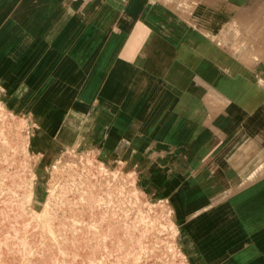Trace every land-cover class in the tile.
I'll return each instance as SVG.
<instances>
[{
  "label": "crops",
  "instance_id": "crops-1",
  "mask_svg": "<svg viewBox=\"0 0 264 264\" xmlns=\"http://www.w3.org/2000/svg\"><path fill=\"white\" fill-rule=\"evenodd\" d=\"M83 2L0 0V101L27 110L29 138L43 159L58 144L67 150L86 138L100 157L108 152L151 176L161 199L174 202L189 264H264V179L186 218L189 203L204 200L207 190H227L264 162V145L238 119L264 108V96L248 103L264 92L255 70L238 60L247 45L235 41L248 31L236 20L239 10L252 16L264 0L192 7L105 0L97 10L92 0L90 22L78 15ZM208 89L216 99L233 97L225 108L209 106ZM222 174L227 184L206 188L210 175Z\"/></svg>",
  "mask_w": 264,
  "mask_h": 264
},
{
  "label": "rangeland",
  "instance_id": "rangeland-1",
  "mask_svg": "<svg viewBox=\"0 0 264 264\" xmlns=\"http://www.w3.org/2000/svg\"><path fill=\"white\" fill-rule=\"evenodd\" d=\"M259 7L260 12L264 11V2H261ZM259 30L261 34L256 38V42L262 43L260 55L263 56L264 28ZM260 55L258 54L257 58ZM249 59L254 60V56ZM6 108V111L0 110L3 114L0 116V146L4 144L5 139L12 145L22 141L26 153L16 152L13 148L8 153L10 159L3 160L0 152V264H173L170 262L173 258L165 253L162 241V238H167L166 218L170 217L159 218L165 222L164 229L157 222L151 224L140 220L142 216L148 215L144 220L150 219V206L153 208V204L149 203H155L164 195L156 184L150 183L151 176L133 173L123 162H114L108 152L104 157H100L98 151L89 150L87 158L95 160L98 157L105 165V171L96 172L87 179L84 178L87 174L82 172L80 166L74 165L80 174L75 175V184L69 188L65 187V171L60 175L52 168L58 159L66 161L72 158L65 145L58 144L43 159L40 151L37 152L32 147L30 129L18 128L16 124L19 116L26 114L27 110L13 111L7 105ZM84 139L86 138H82L81 142L74 141L70 144L71 147L77 152L83 151L91 144ZM104 147L105 145L98 148L102 150ZM87 166L93 169L94 164L88 161ZM56 174V179H53ZM49 186L55 187L54 193L59 198L58 202L50 201L54 214L51 217L43 211ZM29 208L36 212L32 214ZM48 219L54 227L53 235L49 234L44 226ZM24 220L29 223L25 225ZM181 230L187 240L185 227L181 226ZM23 238L28 243L25 247L22 246ZM183 241L180 239V242ZM188 244L190 245L188 241H184L183 249L190 258L192 251L189 252ZM92 252L99 256V262L90 261ZM185 261L189 264V260Z\"/></svg>",
  "mask_w": 264,
  "mask_h": 264
},
{
  "label": "bare ground",
  "instance_id": "bare-ground-1",
  "mask_svg": "<svg viewBox=\"0 0 264 264\" xmlns=\"http://www.w3.org/2000/svg\"><path fill=\"white\" fill-rule=\"evenodd\" d=\"M92 0H84L83 4L80 6V10L78 11V15L80 17V19L86 20V22H90L91 18L93 16V13L101 6L105 5V0H99V2L96 5V10L95 11H89V5L91 3ZM128 2V0H125ZM149 1H153V0H149ZM156 1V0H154ZM163 3H168L169 4H173L176 6H183L184 7H192L194 5H196L197 2L202 1V0H193L191 2V0H160ZM206 2H208V0H204ZM215 1L217 3H222L225 0H212ZM228 1V0H227ZM68 2H70V0H68ZM71 2L73 3L74 0H71ZM261 3V2H259ZM116 5V4H115ZM227 5V4H225ZM21 6V5H20ZM114 6V5H113ZM166 6V5H165ZM231 6V5H230ZM260 6V4H259ZM123 7V6H122ZM204 7V6H203ZM237 7V6H236ZM111 8V7H110ZM263 8V7H262ZM247 10V9H246ZM245 10V11H246ZM121 11V10H120ZM244 10H239V14L236 16V20L239 23L242 22L241 24H243V26H247V30L246 32H242L243 34H240V32H237V38L235 39L237 44H246L247 48L246 50H244L243 53H241L238 56V60H240V62H242L244 65L248 66L249 68H252L255 70V78H254V83L259 86L260 91L264 92V50H263V56L260 55V53L262 52L261 45L262 43L256 42V38L260 36V30L264 28V11L260 12L255 11L253 12L254 14L248 15L246 14ZM203 12V11H202ZM248 13V12H247ZM259 13H262V15H259ZM182 14V13H181ZM250 14H252L250 12ZM120 15V14H119ZM179 15V14H178ZM184 15V14H183ZM187 15V14H186ZM203 15V14H202ZM182 17V15H181ZM187 17V16H186ZM200 17V16H199ZM98 19V18H97ZM106 19V18H105ZM182 19V18H180ZM179 19V20H180ZM189 19V18H188ZM191 20V19H190ZM96 21V20H95ZM183 21V20H182ZM122 22V21H121ZM146 22V21H145ZM149 22V21H148ZM169 22V21H168ZM260 22V23H259ZM94 23V22H93ZM92 23V24H93ZM240 24V23H239ZM262 24V25H261ZM114 25V24H113ZM183 25V24H182ZM223 25V24H222ZM96 26V25H95ZM244 26V27H245ZM117 27V26H116ZM115 26H113L112 29L116 28ZM183 27V26H182ZM197 27V26H196ZM245 28V30H246ZM129 29V28H128ZM183 29V28H182ZM201 29V28H200ZM103 30V29H102ZM116 30V29H115ZM174 31V30H173ZM199 31V29H198ZM201 31V30H200ZM207 31V30H206ZM244 31V30H243ZM202 32V31H201ZM159 33V32H158ZM204 33V32H203ZM170 34V33H169ZM176 34V33H175ZM191 34V33H190ZM177 36V35H176ZM194 36V35H193ZM192 36V37H193ZM207 36V35H206ZM79 37V36H78ZM209 37V35H208ZM180 38V37H179ZM191 39V38H190ZM189 40V39H188ZM193 40V39H192ZM216 39H213V41ZM201 41V40H200ZM233 42V41H232ZM203 43V42H202ZM204 45V44H203ZM216 45V44H215ZM205 46V45H204ZM213 47V46H212ZM205 48V47H204ZM263 49V48H262ZM261 50V52H260ZM203 51V50H202ZM211 51V50H210ZM215 52V51H214ZM227 54V53H226ZM258 54L260 55L258 58ZM254 56V60L249 59V57ZM204 58V57H203ZM12 59V58H11ZM205 61V60H204ZM220 61V60H219ZM9 62V61H8ZM207 62V61H206ZM12 63V62H11ZM205 63V62H204ZM209 64V62H207ZM211 64V63H210ZM219 65V64H218ZM9 66V65H7ZM114 66H117V63H114ZM6 68V67H5ZM209 68V67H208ZM214 68V67H213ZM224 68V67H222ZM233 68V67H232ZM197 69V68H196ZM237 69V68H236ZM2 70V69H1ZM209 70V69H206ZM216 70V69H215ZM214 70V71H215ZM230 70V69H229ZM4 71V69H3ZM204 71V70H202ZM210 71V70H209ZM222 71V70H221ZM207 72V71H206ZM216 72V71H215ZM214 72V73H215ZM226 72V71H225ZM252 72V71H251ZM1 73V72H0ZM201 73V72H200ZM212 73V74H214ZM249 73V72H248ZM4 74V73H3ZM245 74V73H244ZM207 75V74H206ZM247 75V74H246ZM225 76V75H224ZM223 76V77H224ZM240 76V75H239ZM252 76V75H251ZM229 77V76H228ZM245 77V76H244ZM113 77H110L108 80L104 79V82L102 84V90L105 91V88L109 89L111 87V85L113 84ZM204 78V77H203ZM237 78V77H236ZM211 79V78H209ZM197 80V79H196ZM228 80V79H227ZM231 80V78H230ZM235 80V78H234ZM224 81V80H223ZM236 82V81H235ZM200 83V82H199ZM224 83V82H223ZM227 83V82H226ZM245 83H247L245 81ZM243 83V84H245ZM163 84V83H162ZM249 84V83H247ZM218 85V84H217ZM230 85V84H229ZM233 85V84H232ZM224 86V85H223ZM239 86V85H238ZM217 87V86H216ZM220 87V86H219ZM254 87V86H252ZM100 88V87H99ZM231 88V87H230ZM238 87H236L237 89ZM242 88H244V86H242ZM228 89V88H227ZM209 90V89H208ZM221 90V88H220ZM213 90H209L208 94L206 95V103L210 106V104H218L219 107L225 108L227 106V104L230 101V98L233 96H218L216 99L215 95L213 92ZM225 91V90H224ZM254 91V90H253ZM235 92V91H234ZM230 94V93H229ZM249 94V93H248ZM256 94V96L254 97V95ZM252 95L251 100L248 101L249 104H253L256 103L258 100H260V98H262V96H264V93H255ZM250 95V94H249ZM155 97V96H154ZM249 97V96H248ZM156 98V97H155ZM220 98V99H219ZM241 100V99H240ZM244 109V108H243ZM0 110H7L6 106L3 104V102L0 101ZM222 111H224L222 109ZM221 111V112H222ZM217 113V112H216ZM224 113H226L224 111ZM239 113V112H238ZM215 113H212V115ZM222 114V113H221ZM3 114L0 111V116H2ZM224 115V114H223ZM212 117V116H211ZM222 117V116H221ZM224 118V117H223ZM217 119V118H216ZM227 119V118H226ZM240 121V124L242 125L243 129L245 131H247L248 133H250L251 136H253V138H259V141L261 144L264 145V108L261 107H257L255 108L253 111H250L249 113H245L242 115L241 118H238ZM219 121V120H218ZM17 127H33L34 122L31 123L29 121V116L26 114L20 115L19 119L17 121ZM13 129V128H12ZM8 132V131H7ZM257 134H260V136L258 137ZM11 135V134H10ZM2 138V137H1ZM21 138V137H20ZM14 140V139H13ZM239 145V144H238ZM257 143L255 142L254 146L255 148L257 147ZM15 148L16 152L22 151L24 153H26V147L25 145L22 143V141H18L15 145L10 144L9 141H7L6 139L4 140V144L2 146H0V152L2 153L1 159H6L9 157V150ZM13 151V150H12ZM67 151L72 155V158L66 161H60L59 159L53 163L52 168L54 169V171L58 174V172L62 173V171L64 170L65 173L67 174L65 177V182H66V186L65 187H70L71 185L75 184V175L80 174V172H78V170L76 169L75 166H80V168L82 169V172H84V174H87V176H85L84 178L89 179V176L94 175L96 172L100 173L105 171V165L102 164V160H100L98 157H96V159H90L89 157L87 158L89 153V149L85 148L83 149V151L81 152H77L76 150L73 149V147H69L67 149ZM64 155V154H63ZM97 155V154H96ZM98 156V155H97ZM71 157V156H70ZM77 157V159L75 158ZM10 159V158H8ZM62 159V157H61ZM114 162L118 161L119 162V158L117 156H113L111 158ZM27 161V160H26ZM88 161H90L91 163L94 164L93 169L89 168V166H87ZM20 163V162H19ZM13 167V166H12ZM13 169V168H12ZM25 171V170H24ZM107 171V170H106ZM29 172V171H28ZM32 172V171H31ZM56 175H53V179H56L57 177ZM132 174V173H131ZM130 174V175H131ZM221 174V173H220ZM135 175V174H134ZM217 175V174H216ZM223 175V174H222ZM118 176V175H117ZM35 177V176H34ZM97 177V176H96ZM91 178V177H90ZM86 179V180H87ZM111 179V178H110ZM264 179V162H261L258 165V168L255 170V172L251 175H247V176H243L239 181H234V184L232 186H230L227 190H223L220 192H214L213 190H207V197L204 200H200V201H193L192 203H189L190 205L188 206V214H186V218L190 217L191 215H194L198 212H200L201 210L210 207L211 205H214L216 202L224 199L227 200L230 196L234 195L235 193L240 192L241 190H243L244 188L256 184L259 180ZM59 180V178H58ZM79 180V178H78ZM25 181V180H24ZM80 181V180H79ZM115 182V181H114ZM229 182V177L228 176H215V175H210L208 180H207V184H206V188H211L215 185H219V186H224L225 184H227ZM16 183H18L16 181ZM79 183V182H78ZM117 183V182H116ZM27 184V183H25ZM109 184V183H108ZM115 184V183H114ZM24 185V183L22 184ZM96 185V184H95ZM97 186V185H96ZM58 187V185H57ZM124 187V186H123ZM54 186H49V194L47 196V201L44 203L43 205V211L46 212L47 214H49L51 217L53 214V208L50 205V201H54V202H58L59 198L57 197V195L54 193ZM59 188V187H58ZM93 188V187H92ZM102 188V187H101ZM2 189V185L0 184V190ZM79 189V188H78ZM128 189V188H127ZM68 190V189H67ZM75 190V189H74ZM98 190V189H97ZM112 190V189H111ZM135 190V189H134ZM80 191V190H79ZM103 191V190H102ZM113 191V190H112ZM119 191V190H118ZM128 191V190H127ZM75 192V191H74ZM68 193V192H67ZM95 193V192H94ZM119 193V192H118ZM180 193V192H179ZM181 194V193H180ZM101 195V194H100ZM112 195V194H111ZM130 195V194H129ZM149 195V194H148ZM76 196V195H75ZM78 196V195H77ZM28 197V195L26 196ZM103 197V196H102ZM127 197V196H126ZM61 199V198H60ZM79 199V198H78ZM98 199V198H97ZM102 199V198H101ZM128 199L130 200V198L128 197ZM127 199V200H128ZM74 200V199H73ZM72 200V201H73ZM81 201V200H79ZM110 201V200H109ZM125 201V200H123ZM135 201V200H134ZM85 202V201H84ZM95 202V201H94ZM108 202V201H107ZM132 202V201H131ZM86 203V202H85ZM116 203V202H115ZM120 203V202H119ZM59 204V203H58ZM84 204V203H83ZM82 204V205H83ZM96 204V203H95ZM121 204V203H120ZM149 204H153V208L150 206L152 213L150 214V219L149 220H144L146 217L148 216H142L140 218V220L143 222H148V223H153L156 224V222L160 225H162L161 227L163 228V226H165V222L163 223L162 221L159 220V218L161 217H167L169 216L170 218H166V229L168 231L167 233V238L163 239L162 241L164 242V248L166 249L165 253L168 254L170 257L173 258V264H186V259L188 260L187 256L184 254V252L182 251V249L179 247L178 245V241H177V235H178V225H179V219L175 218L176 216V208L174 205V202L172 201V199L169 198H163V199H159L157 200L155 203H149ZM126 205V204H125ZM133 205V204H132ZM60 206V205H59ZM71 206V205H70ZM91 206V205H90ZM135 206V204L133 205ZM87 207V206H86ZM126 207V206H125ZM148 207V206H147ZM71 208V207H70ZM108 208V207H107ZM81 209V208H80ZM115 209V208H114ZM118 209V208H117ZM125 209V208H124ZM66 210V209H65ZM122 210V209H121ZM29 211L34 214L36 211L33 208H29ZM106 211V210H105ZM124 211V210H123ZM135 211V210H134ZM150 211V209H149ZM68 212V211H67ZM128 212V211H127ZM132 212V211H131ZM137 212V211H136ZM148 212V211H147ZM84 213V212H83ZM118 213V211H117ZM121 213V212H120ZM150 213V212H149ZM56 214V213H55ZM61 214V213H60ZM115 214V213H114ZM138 214V213H137ZM31 215V214H30ZM100 215V214H99ZM106 215V214H105ZM81 217V216H80ZM125 217V216H124ZM171 217H173L171 219ZM26 218V217H25ZM128 218V217H127ZM137 218V217H136ZM67 219V218H66ZM138 219V218H137ZM26 220V219H25ZM24 220V224L27 225L29 222ZM68 220V219H67ZM139 220V219H138ZM164 220V219H163ZM107 222V221H106ZM105 222V223H106ZM124 222V220H123ZM128 222V220H127ZM86 223V222H84ZM120 223V222H119ZM131 225V224H130ZM141 225V224H140ZM143 225V224H142ZM264 225V224H263ZM39 226V225H38ZM42 226V225H41ZM46 230L48 231L49 234L53 235L54 231L51 225H50V220H46L45 224H44ZM62 226V225H61ZM71 226V225H70ZM159 226V225H158ZM43 227V226H42ZM150 227V226H149ZM159 227V228H161ZM257 227V226H256ZM261 227V226H260ZM63 228V227H62ZM121 228V227H120ZM131 228V227H130ZM165 228V227H164ZM163 228V229H164ZM254 228V227H253ZM64 229V228H63ZM123 229V228H122ZM145 229V228H143ZM14 232V231H12ZM98 232V231H97ZM126 232V231H125ZM15 233V232H14ZM123 233V232H122ZM149 233V232H148ZM156 233V232H155ZM127 234V233H126ZM130 234V233H129ZM128 235V234H127ZM150 235V234H149ZM156 235V234H155ZM135 236V235H134ZM157 236V235H156ZM169 236V237H168ZM125 238V237H124ZM130 238V237H128ZM127 238V239H128ZM146 238V237H145ZM153 239V238H152ZM108 240V239H107ZM109 241V240H108ZM112 242V241H111ZM28 244L25 241V238L22 239V246L25 247V245ZM150 244V243H149ZM20 245V244H19ZM150 246V245H149ZM159 246V245H158ZM139 247V246H138ZM153 247V246H152ZM32 248V246L30 247ZM163 248V247H162ZM28 250V249H27ZM105 250V248H104ZM161 251V250H160ZM28 252V251H27ZM143 253V252H142ZM130 255V254H129ZM155 257V256H154ZM158 257V256H157ZM71 258V256H70ZM148 258V257H147ZM169 258V257H168ZM154 259V258H153ZM100 258L99 256H97V254L95 252H92L91 256H90V261H98L99 262ZM164 261V260H163ZM105 262V261H104ZM108 262V261H107ZM111 262V261H110ZM124 262V261H123ZM167 262V261H166ZM160 264V263H159Z\"/></svg>",
  "mask_w": 264,
  "mask_h": 264
}]
</instances>
